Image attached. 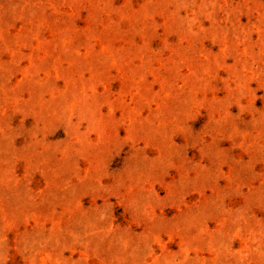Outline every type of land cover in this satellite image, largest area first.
<instances>
[{"label": "rangeland", "instance_id": "374dc122", "mask_svg": "<svg viewBox=\"0 0 264 264\" xmlns=\"http://www.w3.org/2000/svg\"><path fill=\"white\" fill-rule=\"evenodd\" d=\"M0 264H264V0H0Z\"/></svg>", "mask_w": 264, "mask_h": 264}]
</instances>
